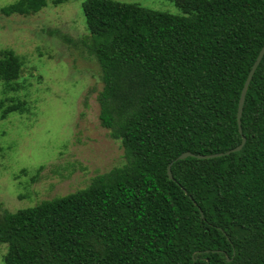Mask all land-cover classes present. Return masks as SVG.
Wrapping results in <instances>:
<instances>
[{
    "label": "trees",
    "instance_id": "obj_1",
    "mask_svg": "<svg viewBox=\"0 0 264 264\" xmlns=\"http://www.w3.org/2000/svg\"><path fill=\"white\" fill-rule=\"evenodd\" d=\"M68 0H14L5 16ZM85 0L84 44L100 67L98 120L125 163L65 196L5 212L3 264H264V0ZM22 60L0 51L13 90ZM27 111L0 100V119ZM238 152L211 159L195 155ZM189 152L183 160L178 156ZM170 165L173 179L167 175Z\"/></svg>",
    "mask_w": 264,
    "mask_h": 264
},
{
    "label": "rangeland",
    "instance_id": "obj_2",
    "mask_svg": "<svg viewBox=\"0 0 264 264\" xmlns=\"http://www.w3.org/2000/svg\"><path fill=\"white\" fill-rule=\"evenodd\" d=\"M13 1L0 0V9ZM84 1L48 4L26 16L0 12V51L22 60L13 90L0 82V100L27 108L0 119V218L84 189L126 161L120 142L99 124L101 72L84 44ZM115 1L181 15L168 0ZM5 253L0 243V264Z\"/></svg>",
    "mask_w": 264,
    "mask_h": 264
},
{
    "label": "water",
    "instance_id": "obj_3",
    "mask_svg": "<svg viewBox=\"0 0 264 264\" xmlns=\"http://www.w3.org/2000/svg\"><path fill=\"white\" fill-rule=\"evenodd\" d=\"M263 55H264V44L261 47V49L259 50V52L257 54V57H256L255 61L253 62L252 66H251V68H250V70H249V72L247 74V77L245 79V82L243 84V87H242V90H241V93H240L238 106H237V123H238V131H239L240 134L242 132V130H241V120L240 119H241V115H242L245 95H246L249 83H250V81H251V79L253 77V74H254L256 68L258 67ZM244 143H245V138L243 137L241 143L238 146L234 147L233 149H231L229 151H226L225 153H216V154H209V155H195V157L198 158V159H211V158L220 157V156H223V155H229L231 153L240 151L242 149ZM189 156H194V155L189 153V152H184V153H182L181 155L178 156L177 160H183V159H185V158H187ZM167 175H168V178L170 180L173 179L172 174H171L170 165L167 167Z\"/></svg>",
    "mask_w": 264,
    "mask_h": 264
}]
</instances>
